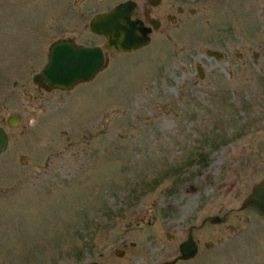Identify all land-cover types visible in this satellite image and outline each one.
Masks as SVG:
<instances>
[{"label":"rangeland","instance_id":"1","mask_svg":"<svg viewBox=\"0 0 264 264\" xmlns=\"http://www.w3.org/2000/svg\"><path fill=\"white\" fill-rule=\"evenodd\" d=\"M104 1L0 0V126L9 139L0 264H159L190 229L199 253L184 264H264V225L236 239L225 229L240 217L236 195L264 175V48L243 40L259 41L263 13L216 16L206 1L146 48L114 54L88 28ZM67 37L104 49L107 67L71 92L39 90L32 78L48 47ZM240 74L251 76L247 85ZM14 114L17 129L6 125Z\"/></svg>","mask_w":264,"mask_h":264},{"label":"water","instance_id":"2","mask_svg":"<svg viewBox=\"0 0 264 264\" xmlns=\"http://www.w3.org/2000/svg\"><path fill=\"white\" fill-rule=\"evenodd\" d=\"M133 8L130 4H121L107 14L93 16L89 29L93 34L102 36L106 40V48L116 53H130L146 47L150 43L149 30L140 22L131 20ZM47 65L35 75L33 82L39 88L48 87L50 90L70 91L76 86L92 81L98 73L106 67L103 52L98 47L74 46L70 40L61 39L48 49ZM208 58L222 60V55L213 50H206ZM199 77L203 74L200 67H196ZM21 116H10L6 125L17 129ZM8 146V136L0 127V154ZM254 208L260 216L264 217V180L253 187L252 193L243 203L242 208ZM218 218H212L211 223H218ZM179 257L173 261L162 264H175L177 260L187 261L196 254V245L189 235L186 242L179 246ZM122 256V252L115 253Z\"/></svg>","mask_w":264,"mask_h":264},{"label":"flooded vegetation","instance_id":"3","mask_svg":"<svg viewBox=\"0 0 264 264\" xmlns=\"http://www.w3.org/2000/svg\"><path fill=\"white\" fill-rule=\"evenodd\" d=\"M206 1H209V3L213 4V7L215 9L214 13L216 14V16L227 14V13L228 14L230 13L231 15H233V13L236 11L235 7L246 8V9L249 8L250 10L248 12H254V13H255V10L253 8L258 7V9H260L259 11L261 13H263V16H264V0H237L238 2L234 6V8L232 7V2L236 1V0H118L115 4H112L113 3L112 0H105L100 7L101 9H105V10L100 11L99 13L95 14L94 16L100 15V14H107L110 11H112L114 8H116L118 5L130 4L133 8V15L131 16V20H133V22L134 21L140 22V24L145 29L149 30L148 37H149L150 43H151L152 36L155 35V33L159 32L161 30L162 31L168 30L170 27H173L174 25H176L180 21L179 16H182L184 13H187V12L188 13H196L197 11L204 10L206 8V4H205ZM191 4H194V6L188 8V6ZM227 10H229V11H227ZM255 14H257V13H255ZM92 18H93V16H92ZM89 24H90V22H89ZM217 25L220 26L222 24H217ZM230 27H231V25H230ZM89 31H90V29H89ZM90 33L93 34L91 31H90ZM261 33H262V36L259 39V41H253L252 42L250 39H247V38H245V36H243V40L247 41V43H245V44L248 46V48L249 47L253 48V44H254L255 50H259L261 48H264V28L261 29ZM93 35L97 36L95 34H93ZM97 37H100V36H97ZM100 38H104V37H100ZM61 39L70 40L74 46L93 47V46H85V45L77 44L73 39L68 38V37L67 38H61ZM61 39H56V42L61 40ZM98 48H101V47H98ZM104 48L106 51L114 52L113 50H108L106 48V41L104 44ZM101 50L103 52L104 58H106L107 57L106 51L102 48H101ZM218 53H220L222 55V60H220V61L215 60V61L221 62L224 60L225 56L220 51H218ZM240 57L244 58V55L242 53H240ZM253 57H257V56L254 55ZM248 60H251V59L248 58ZM258 152L259 151H257V153ZM260 153L264 154V151H260ZM257 157L258 158H264V156H257ZM250 161L251 160L248 161L249 165L252 164V163H249ZM259 163L262 164V166L260 168L264 171V159H260ZM238 176H239V179H243L242 182L244 180H246V178H243L245 176H242V178L240 177L241 175H238ZM263 180H264V175L262 176L260 181H258L257 183L262 182ZM257 183H255V184H257ZM255 184H253L251 186L249 192L246 195L239 196L240 195V193H239L238 195H236L237 197H235L236 201H238L239 205H240L239 209H238L240 212V217H236V220H234L232 224L227 225V228H225L226 230H229L236 235L235 239L237 238V236L244 234V232L247 231L251 227H256V226H258V227L262 226L263 227V225H264V217L260 216L254 208H252V207L242 208L243 203L251 194V192L253 190V186ZM212 218L210 219V223H211ZM216 218H218L219 222L217 224H219V225L224 224L226 222L225 218H223V219H220L219 217H216ZM192 230L193 229L189 230V233L187 235V239H188L189 235L192 237ZM187 239H186V241H187ZM241 240H245V239L242 237ZM186 241H184V242H186ZM217 241L222 242L223 239L220 238ZM194 242L196 245V250H197L196 256H197L199 253V242L197 241V239ZM204 248L207 250H210L211 248H213V244L212 243H204ZM178 257H179V249H178V254L176 255V257L174 259H177ZM169 261H171V260H169ZM189 261H192V259L187 260V261L177 260L175 262V264H184V263H187ZM165 262L166 261H162L159 264H162Z\"/></svg>","mask_w":264,"mask_h":264},{"label":"bare ground","instance_id":"4","mask_svg":"<svg viewBox=\"0 0 264 264\" xmlns=\"http://www.w3.org/2000/svg\"><path fill=\"white\" fill-rule=\"evenodd\" d=\"M237 77L241 79L242 81H244L245 85H247L249 83V77L251 76L249 74H240Z\"/></svg>","mask_w":264,"mask_h":264}]
</instances>
